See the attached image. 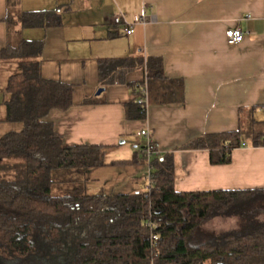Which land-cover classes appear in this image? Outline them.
Returning a JSON list of instances; mask_svg holds the SVG:
<instances>
[{
  "label": "crops",
  "instance_id": "0c3cea01",
  "mask_svg": "<svg viewBox=\"0 0 264 264\" xmlns=\"http://www.w3.org/2000/svg\"><path fill=\"white\" fill-rule=\"evenodd\" d=\"M27 1L31 3L0 0V52L27 29L36 34L30 39L44 41V78L75 85L74 105L51 110L45 120L54 124L66 144L104 145L107 161L136 158L131 164L86 169V185L102 188L101 193H87L144 192L142 180L147 181L149 165L141 153L146 143L139 135L143 129L150 131L159 157L174 152V187L179 192L264 188V146L247 140L233 151L231 163L218 165L211 163L206 149L181 148L203 134L237 129L241 108H249L243 111L246 116L254 107L256 119H264V0ZM56 9L68 16L66 27H24L19 20L22 12ZM120 12L130 21L146 13L150 21L126 35L122 26L112 23ZM235 27L245 33L238 44L227 37ZM110 57L162 58L165 76L147 80L145 118L127 113L128 101L145 84V70L136 69L128 74L127 84L103 87L97 94L102 88L98 59ZM10 65L13 70H6ZM17 65L18 60L0 62V109L6 108V85ZM85 98L91 101L84 103ZM1 115L0 136L21 128ZM216 220V229L238 224L235 218Z\"/></svg>",
  "mask_w": 264,
  "mask_h": 264
},
{
  "label": "trees",
  "instance_id": "16d2710c",
  "mask_svg": "<svg viewBox=\"0 0 264 264\" xmlns=\"http://www.w3.org/2000/svg\"><path fill=\"white\" fill-rule=\"evenodd\" d=\"M19 20L24 27H56L62 12L26 11ZM43 48L41 39L20 37L0 52V62L18 60L5 89L4 121L21 125L0 136V264H264V188L179 192L173 151L152 160L150 190L89 194L80 186L54 194L64 177L71 175L70 184L79 186L86 169L136 158L107 161L104 145L66 144L45 120L51 110L74 105L75 85L44 78ZM98 64L102 87L127 84L128 74L139 68L151 80L165 76L160 57L99 58ZM143 87L127 103L130 118L147 116L138 101ZM243 111L249 108H241L237 129L203 134L181 148L206 149L218 165L231 163L233 151L247 140L264 146V119ZM218 218L238 224L206 228ZM153 234L159 236L155 245Z\"/></svg>",
  "mask_w": 264,
  "mask_h": 264
},
{
  "label": "built area",
  "instance_id": "2783aa9c",
  "mask_svg": "<svg viewBox=\"0 0 264 264\" xmlns=\"http://www.w3.org/2000/svg\"><path fill=\"white\" fill-rule=\"evenodd\" d=\"M151 20H153V16L151 17ZM150 21L149 16L146 13H143L140 15L136 20L130 21L126 18L125 14L120 12L113 16L112 23L117 26H122L124 34L131 35L135 32V27L138 24H146ZM244 31L239 28H230L227 31V37L230 43L232 44H238L241 43L244 39ZM147 75H146V81L144 84V87L142 88V95L139 98V103L142 105H145L147 109L148 105V87H147ZM139 135L144 137L146 139V143L142 147L143 154L146 156L148 160L149 169L147 171V181L149 183L148 189L150 190L153 186V165L152 160L155 158H158L160 156V151L158 150V146L155 143L154 139L151 136V133L147 129H143L139 132ZM150 225L153 227V223H150ZM158 235L153 234L151 237L152 244L155 245L156 241L158 240Z\"/></svg>",
  "mask_w": 264,
  "mask_h": 264
},
{
  "label": "rangeland",
  "instance_id": "374dc122",
  "mask_svg": "<svg viewBox=\"0 0 264 264\" xmlns=\"http://www.w3.org/2000/svg\"><path fill=\"white\" fill-rule=\"evenodd\" d=\"M29 3H31V1L28 2L27 0H25V4H29ZM22 10H24V8ZM65 15H68V14H65ZM67 17L68 16H64V13H62V23H61V25L56 26V28H58V27H64L65 23H67L66 22L67 21ZM65 27H66V25H65ZM71 32L72 33H77V31H71ZM71 32H68V33H71ZM78 34H81V33L78 32ZM21 36L23 38L30 39V38H33L32 36H36V34L35 35H31V31H29V30L26 29L23 32H21ZM16 42H17V40H16ZM7 68L8 69H6V70H13L12 68H14V66L10 65V66H7ZM0 71H2V70H0ZM15 71L16 70H14L13 72H15ZM3 73L4 72L0 73V78H2L1 75H3ZM3 99H4L3 94H0V104L3 103ZM1 111L3 112V116H6V108L4 106L0 109V118L2 116L1 115ZM110 158H111V156L109 155L107 157V159H110ZM58 174H59V171L58 172L56 171L55 172V175H54L55 180H58L59 179ZM85 175H86V171L84 172V174L82 176H80L81 178L79 179L80 180L79 186H78V184H75L76 182L74 183L75 186H73V185L70 184V183H72L71 181H69V180L72 179V176L71 175H69L67 177H64V178H67V180L65 182H63V183H60L61 185L60 184L58 185L57 183L54 184L53 193L56 194V195L57 194H64V193L66 194L67 191H69V190H71V189H73L75 187H80V186L83 187L85 190H88V192H90L92 190H95L93 186H90L89 187V185H86ZM141 176H143V175H141ZM62 177H63V175H62ZM62 177H60L61 180H64V178H62ZM142 182H143L142 183V188H143L144 191H146L148 189L149 183L146 181V179L142 180ZM101 191H102V188H100L97 191L95 190V191H92V192L101 193ZM217 222L220 223V220H214V221H212L211 223H209L208 225H206V228H209V229L210 228L211 229L212 228H217Z\"/></svg>",
  "mask_w": 264,
  "mask_h": 264
},
{
  "label": "water",
  "instance_id": "95a60500",
  "mask_svg": "<svg viewBox=\"0 0 264 264\" xmlns=\"http://www.w3.org/2000/svg\"><path fill=\"white\" fill-rule=\"evenodd\" d=\"M104 90V88L102 87V88H100L99 90H98V92H97V94H100L102 91Z\"/></svg>",
  "mask_w": 264,
  "mask_h": 264
}]
</instances>
